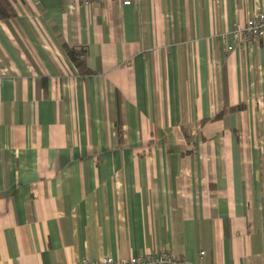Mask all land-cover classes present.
<instances>
[{"label":"crops","instance_id":"1","mask_svg":"<svg viewBox=\"0 0 264 264\" xmlns=\"http://www.w3.org/2000/svg\"><path fill=\"white\" fill-rule=\"evenodd\" d=\"M11 3L0 264H264V39L230 35L264 0Z\"/></svg>","mask_w":264,"mask_h":264},{"label":"built area","instance_id":"2","mask_svg":"<svg viewBox=\"0 0 264 264\" xmlns=\"http://www.w3.org/2000/svg\"><path fill=\"white\" fill-rule=\"evenodd\" d=\"M134 0H122L123 4H131ZM87 2V0H86ZM230 35L239 45L250 43L253 40L264 39V11H260L249 17L243 24H235ZM227 50H232V46H227ZM205 251L201 250L199 256H204ZM79 264H187L178 259L170 251H160L156 253H140L129 258H114L110 255L101 257L98 260H91L83 257Z\"/></svg>","mask_w":264,"mask_h":264},{"label":"trees","instance_id":"3","mask_svg":"<svg viewBox=\"0 0 264 264\" xmlns=\"http://www.w3.org/2000/svg\"><path fill=\"white\" fill-rule=\"evenodd\" d=\"M15 15V11L13 9L11 0H0V19H7L11 18ZM62 49L66 53L69 61L71 62L72 66L76 69V71L82 75H90L93 71L87 66L84 60L85 51L82 46H75V45H68L66 43H62ZM241 107H232V109L236 110ZM231 110V108H229ZM219 115L214 117L217 118ZM213 119V118H211Z\"/></svg>","mask_w":264,"mask_h":264}]
</instances>
